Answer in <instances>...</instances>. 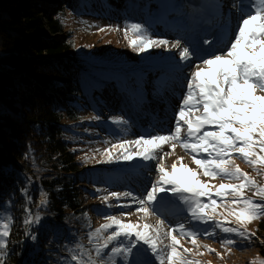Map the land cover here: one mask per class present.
<instances>
[{"label": "snow or ice", "instance_id": "6c2138e0", "mask_svg": "<svg viewBox=\"0 0 264 264\" xmlns=\"http://www.w3.org/2000/svg\"><path fill=\"white\" fill-rule=\"evenodd\" d=\"M241 16L230 44L217 53L200 57L199 63L192 60L195 51L189 47L181 48L180 40L173 43L153 39L140 24L125 27V39L130 33L135 37L128 41L133 51L143 53L150 48H168L171 45L172 49H181L180 60L193 70L174 117L172 131L133 140L121 139L100 152L103 157L100 163L134 159L156 161L157 177L142 196L126 191L99 197L109 208H132L133 204L136 207L134 211L121 213L124 219L103 215L107 222L88 233L95 256L91 250H84L77 244L75 249H69V264H149L139 259L142 250L150 252L158 264H199L186 258L191 253L180 244L181 239L188 240L197 249V254L202 255L197 241L201 236L215 238L217 233L214 229L225 234L219 240L225 250L236 246L238 241L250 243L256 235L249 232L247 226L264 219V186L257 185L232 160L235 153L253 169L264 167V95H256L257 92L264 93V0H250L247 10L241 8ZM99 30L108 31L104 28ZM209 43L204 41V44ZM92 119L100 118L94 116ZM112 122L128 123L122 118H113ZM165 146L169 151H164ZM177 146L191 156L196 168L185 165L183 156L170 167L166 165L165 158L173 155ZM181 170L193 179L178 175ZM201 176L209 180L220 178L229 183H221L217 187L203 181ZM213 188L215 191L211 190ZM246 190L253 191L260 202L247 198ZM162 193H171L187 206L190 222L212 225L213 230L200 232L184 223L165 229L164 219H158L155 225L129 219L132 215L142 214L146 221L153 214L161 215L159 205L165 200ZM228 197L232 199L228 200ZM122 198L130 199L132 203H119ZM110 199L117 203L109 204ZM45 203L41 201V205ZM218 208L224 211L218 212ZM24 211L28 213L24 221L26 225L40 222L39 215L33 219L30 209L25 208ZM228 217L234 218L238 227L228 226L231 224ZM11 227L10 216L0 223V264H4ZM31 239L36 237L31 236ZM205 247L209 253L215 252Z\"/></svg>", "mask_w": 264, "mask_h": 264}, {"label": "rangeland", "instance_id": "374dc122", "mask_svg": "<svg viewBox=\"0 0 264 264\" xmlns=\"http://www.w3.org/2000/svg\"><path fill=\"white\" fill-rule=\"evenodd\" d=\"M30 1L37 4L41 0ZM64 1H67L68 5L73 8L76 6L75 0H61V3ZM248 2L249 0H205L204 7L195 12L191 7L185 5L184 0H109L101 6L103 15L93 14L92 11L84 14L77 29L81 37L79 54L83 64L80 65L83 80H75V86L81 98L78 112V123L81 125V129L79 131L73 130L75 137L73 141L77 140L78 147L81 149L80 153L85 155L84 160L90 162L89 166L84 165L91 166V170L89 169L91 174L76 177L80 191V207L87 208L86 212L71 216L73 219H77L79 225L84 226L83 231H81L83 234L79 232L81 235L78 233L74 239L80 241V245L89 232L107 222L102 218L103 215L111 214L124 219L121 213L134 211L136 207L109 208L99 197L111 192L123 193L126 191L142 196L157 177L156 161L144 162L134 159L132 161L114 160L111 163H100L99 161L103 159L100 152L110 147L112 142L121 139L133 140L141 136L148 137L157 133L164 134L172 131L175 123L174 117L186 92L190 72L193 70L180 60L179 52L181 49H172L171 45L168 48H150L143 53L133 51L129 47L128 41L135 37L130 33L128 39H125V27L131 24H140L147 30L151 38L164 39L174 43L180 39L178 35H182V32L177 31L174 34L168 32L165 27L170 26L173 22L182 23L183 21L184 25L182 23L181 29H191L189 19L194 25H197L201 21V16H206L212 12L215 16L209 18L212 23L204 28L207 30L208 27L207 32H213L220 23L228 24L232 18L235 19L233 27L238 28L242 19L241 8L248 9ZM40 3L43 8L48 7L45 3ZM100 28L108 29V31L101 32ZM112 29H119V31ZM188 33H184V37ZM41 36L44 43L53 41V35L49 32ZM43 46L41 45V47ZM181 48H183L182 45ZM207 51H210L209 54L219 52L209 48L200 52L196 51V55L192 57L193 62L199 63V58L204 57V53ZM28 54L27 51L25 57H28ZM123 79L126 80L124 85L130 90L115 94L117 82L121 81L123 84ZM51 86L47 84L45 88L51 89ZM68 87L64 85V89ZM108 90H111L113 99L110 104H107L104 98ZM51 92L55 95L60 106L65 107L62 95L55 91ZM256 95H264V93L257 92ZM105 105L108 106L109 110L112 109L109 116L99 113V110H102ZM94 116H98L100 119H92ZM113 118H122L128 123L114 124ZM164 151H169L167 146H165ZM181 156L184 157L183 163L185 165L196 168V165L192 163L191 156L179 146L173 155L165 158L166 165L170 167ZM232 163L238 166L242 172L247 173L257 185L264 186V167L253 169L235 153H233ZM95 175L101 176V178L94 179L93 176ZM178 175L189 180L193 179L190 174L182 170ZM201 179L217 187L221 183H229L228 180L220 178L209 180L207 177L201 176ZM211 190L215 191L214 188ZM161 195L165 197L164 202L159 205L161 215L153 214L146 221L142 219V214L132 215L129 219L132 222L139 220L142 223L146 222L153 225L157 223L158 219H164L165 229H167L172 225L164 218L166 216L164 214L173 213L176 215L175 219H183L181 223H184L186 227L198 226L194 230L200 232L210 228V225L206 227L203 224L190 222L187 206L178 197L172 196L171 193H162ZM245 196L259 201L258 197L253 195V191L246 190ZM227 199L231 200L232 197ZM108 203L114 205L117 201L110 199ZM119 203L130 204L132 201L122 198ZM217 211L223 212L224 209L218 208ZM85 213L87 216L84 215ZM228 219L231 221L228 226L238 227L234 218L228 217ZM247 229L249 232L255 231L256 233V221L249 224ZM210 230H213V226ZM214 230L217 233L215 238L201 236L197 241L200 246L198 251L203 253L202 255L197 254V249L188 240H180V244L184 248H188L191 253V255L186 256L187 259L198 261L199 264H264V259L258 255L257 251L259 247H264V236L256 234L250 243L238 241L236 246L231 247L230 250H225L219 243L225 234L218 231L219 229ZM75 246L73 244L68 249H75ZM205 246L214 249L215 252L209 253ZM88 250H91L95 256L90 244ZM139 259L147 261L149 264H158L150 252L144 253L143 250Z\"/></svg>", "mask_w": 264, "mask_h": 264}, {"label": "trees", "instance_id": "16d2710c", "mask_svg": "<svg viewBox=\"0 0 264 264\" xmlns=\"http://www.w3.org/2000/svg\"><path fill=\"white\" fill-rule=\"evenodd\" d=\"M108 1L75 0L73 8L41 0L43 8L0 0V222L12 218L4 264H69L68 247L80 243L74 239L84 226L71 216L87 208L80 207L76 177L91 174V166L73 141V130L81 129L75 80H83L77 29L89 11L103 15ZM46 32L51 43H44ZM51 91L62 95L65 107ZM25 208L33 219L39 215L38 224L24 223ZM255 234L264 236V219L256 221ZM89 244L86 236L81 246ZM257 251L264 259V247Z\"/></svg>", "mask_w": 264, "mask_h": 264}, {"label": "bare ground", "instance_id": "6f19581e", "mask_svg": "<svg viewBox=\"0 0 264 264\" xmlns=\"http://www.w3.org/2000/svg\"><path fill=\"white\" fill-rule=\"evenodd\" d=\"M207 22H208V20H207ZM167 30L168 31H170V32H177L178 31V29L177 28H175V29H170V28H167ZM188 31H190V30H185V32L184 33H188ZM192 33L195 35V33H196V29L195 28H193V30H192ZM194 35H192L191 34V31L186 35L187 36V41H182L181 42V45L183 46V47H189L190 48V50H192L193 49V47H197L196 46V39H195V37H194ZM213 46L215 47V45L213 44ZM198 49V48H197ZM143 189V188H142ZM142 189H140V190H142ZM140 194V193H139ZM133 206H135L134 204H133Z\"/></svg>", "mask_w": 264, "mask_h": 264}, {"label": "water", "instance_id": "95a60500", "mask_svg": "<svg viewBox=\"0 0 264 264\" xmlns=\"http://www.w3.org/2000/svg\"><path fill=\"white\" fill-rule=\"evenodd\" d=\"M187 2H190V3H192V4H194L195 6L197 5V4H200V0H199V3L198 2H194V0H186Z\"/></svg>", "mask_w": 264, "mask_h": 264}]
</instances>
